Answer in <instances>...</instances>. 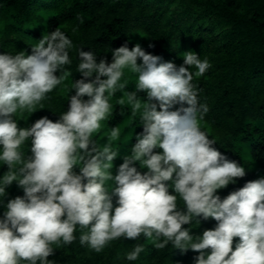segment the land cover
Returning a JSON list of instances; mask_svg holds the SVG:
<instances>
[{
	"label": "clouds",
	"instance_id": "9594fccd",
	"mask_svg": "<svg viewBox=\"0 0 264 264\" xmlns=\"http://www.w3.org/2000/svg\"><path fill=\"white\" fill-rule=\"evenodd\" d=\"M73 47L56 28L31 44V54H0V166L8 169L0 176V206L6 209L0 264H56L48 258L77 240L78 227L80 245L97 254L112 241L143 237L157 250L170 244L199 253L194 264H264V176L224 199L217 194L246 169L217 150L202 128L208 108L193 81L209 70V60L188 51L177 66L126 42L111 50L110 63L97 62L96 53L78 48L82 78L74 81L66 67ZM129 74L135 80L130 92ZM58 88L69 103L58 120L45 116L18 127L24 113L45 109L42 101ZM116 105L128 106L143 131L113 175L122 127L105 122ZM137 163L147 171L141 174ZM13 182L24 195L4 204ZM200 217L217 225L193 236L183 226H199ZM144 250L135 243L126 264Z\"/></svg>",
	"mask_w": 264,
	"mask_h": 264
},
{
	"label": "trees",
	"instance_id": "16d2710c",
	"mask_svg": "<svg viewBox=\"0 0 264 264\" xmlns=\"http://www.w3.org/2000/svg\"><path fill=\"white\" fill-rule=\"evenodd\" d=\"M56 28L63 30L74 45L69 52L72 63L66 66L72 74L69 80L82 78L76 71L78 48L96 53L97 62L106 59L110 63L111 50L126 42L129 49L139 43L146 53L177 66L183 64L182 56L188 51L208 59L209 70L193 81L199 89L200 103L208 108L202 128L215 140L217 150L246 169L243 178L217 194L224 199L246 182L264 176V0H0V54H31V44ZM134 83L129 74L126 90L133 91ZM74 94L70 92L69 98ZM48 95L42 101L45 109L24 113L18 127H30L45 116L55 122L68 110L67 93L58 88ZM138 95L146 97L145 93ZM105 123L109 128L122 127L119 156L113 161L115 175L143 128L138 117L131 118L128 106L116 105L112 120ZM104 142L106 137L100 140ZM28 147L25 155L31 154L30 144ZM134 166L141 174L147 171L138 163ZM7 171V166H0V176ZM74 171L78 173L79 169ZM6 193L4 204L24 195L15 182ZM115 201L114 197V207ZM5 210L0 206V218ZM198 219L199 226L195 221L193 228L183 226L191 228L193 236L217 225L211 218ZM81 231L78 227L77 240L56 249L48 259L56 264H126L125 254L138 242L145 250L137 261L127 264H194V257L199 255L191 250L181 253L170 244L157 250L143 237L139 241H112L97 254L80 245ZM237 242L234 238L233 249Z\"/></svg>",
	"mask_w": 264,
	"mask_h": 264
}]
</instances>
